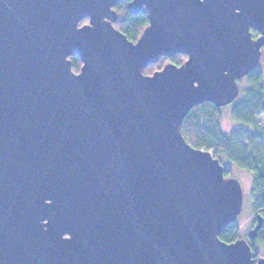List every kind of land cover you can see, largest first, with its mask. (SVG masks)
<instances>
[{
  "label": "water",
  "instance_id": "95a60500",
  "mask_svg": "<svg viewBox=\"0 0 264 264\" xmlns=\"http://www.w3.org/2000/svg\"><path fill=\"white\" fill-rule=\"evenodd\" d=\"M121 1L0 0V264H264L259 214L219 239L241 185L180 132L239 96L264 0H129L148 19L135 42L113 26Z\"/></svg>",
  "mask_w": 264,
  "mask_h": 264
},
{
  "label": "trees",
  "instance_id": "16d2710c",
  "mask_svg": "<svg viewBox=\"0 0 264 264\" xmlns=\"http://www.w3.org/2000/svg\"><path fill=\"white\" fill-rule=\"evenodd\" d=\"M128 0H123L114 9L119 18L113 26L135 42L143 29L148 25L147 13L140 10L131 14L127 9ZM87 20L81 21L80 25ZM182 55L173 59L162 57L155 64L147 66L143 74L151 75L161 70L167 62L180 65ZM72 70L78 72L81 66L78 58L72 57ZM248 87L242 92V98L231 109L232 120L241 126L225 134L220 126V108L211 103H203L192 108L183 119L180 132L187 143L195 149L210 151L219 162L230 161L240 169L252 175L250 190L251 209L254 215L259 214L262 225L255 239L249 244L254 255L264 254V84L261 71L255 68L247 76ZM229 170L224 173L229 175ZM225 176V175H224ZM238 224L228 225L219 234V239L231 243L239 239Z\"/></svg>",
  "mask_w": 264,
  "mask_h": 264
},
{
  "label": "rangeland",
  "instance_id": "374dc122",
  "mask_svg": "<svg viewBox=\"0 0 264 264\" xmlns=\"http://www.w3.org/2000/svg\"><path fill=\"white\" fill-rule=\"evenodd\" d=\"M252 37L253 39H256L255 36H252ZM184 60L185 59L183 58L182 63H184ZM256 68L261 71L262 83L264 84V48H262L261 50V58ZM75 73H78V72H75ZM247 87H248V82L246 78V80H243L239 83V96L237 97V99L232 104L228 105L227 107L221 108L220 110V126H221L222 131L225 134H228L232 129L241 126L239 123L232 120L231 109L233 105L242 98V92ZM183 138L185 142L187 143L186 138L184 136ZM200 150H203V149H200ZM203 151H206V150H203ZM207 152L211 153L210 151H207ZM220 164L223 166L224 169L229 170L228 172L229 175H227V173L226 174L224 173L225 178H234L238 180V182L241 185L242 193H243L242 211H241V214L238 216L236 223L238 224V233L240 236L239 238L247 239V234L253 228L254 223H255V215L252 212L251 200H250L252 175L249 171L238 168L230 161L221 160ZM259 258H264V254L259 252V254L255 256L253 253V259L255 261H257Z\"/></svg>",
  "mask_w": 264,
  "mask_h": 264
},
{
  "label": "flooded vegetation",
  "instance_id": "af4514ba",
  "mask_svg": "<svg viewBox=\"0 0 264 264\" xmlns=\"http://www.w3.org/2000/svg\"><path fill=\"white\" fill-rule=\"evenodd\" d=\"M129 1V0H128ZM128 3V2H127ZM142 10H145L144 8L142 9ZM146 11V10H145ZM144 30V29H143ZM251 33H252V36H255L256 38H258L259 36H260V33H258L257 31H255V30H253V29H251ZM262 48H264V45H263V47ZM262 48H261V50H262ZM177 55H182L183 57H185V60H184V62L186 61V59H187V56L186 55H183V54H176L175 56H173V57H171V58H168V59H173V58H175ZM169 63H173V62H169ZM175 64V63H174ZM181 64H183V63H181ZM180 64V65H181ZM177 65V64H176ZM79 72V71H78ZM246 78H247V76L246 77H244V78H242L241 80H239L238 81V85H239V83L241 82V81H243V80H246ZM225 107H227V106H225ZM222 108H224V107H222ZM221 109V108H220ZM255 224V223H254Z\"/></svg>",
  "mask_w": 264,
  "mask_h": 264
}]
</instances>
